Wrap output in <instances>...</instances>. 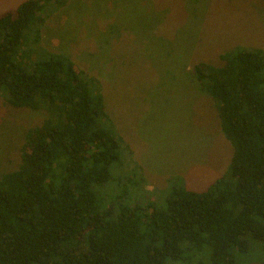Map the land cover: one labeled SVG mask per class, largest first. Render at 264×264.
Returning a JSON list of instances; mask_svg holds the SVG:
<instances>
[{
	"label": "trees",
	"instance_id": "trees-1",
	"mask_svg": "<svg viewBox=\"0 0 264 264\" xmlns=\"http://www.w3.org/2000/svg\"><path fill=\"white\" fill-rule=\"evenodd\" d=\"M67 1L24 0L0 13V95L43 114L0 175V264H164L203 246L209 264H264V50L234 46L220 65H191L232 148L227 170L199 190L170 174L165 204L141 202L128 189L146 184L136 161L112 178L120 148L132 152L100 80L40 43Z\"/></svg>",
	"mask_w": 264,
	"mask_h": 264
},
{
	"label": "rangeland",
	"instance_id": "rangeland-1",
	"mask_svg": "<svg viewBox=\"0 0 264 264\" xmlns=\"http://www.w3.org/2000/svg\"><path fill=\"white\" fill-rule=\"evenodd\" d=\"M22 1L0 0V13ZM40 43L100 80L106 107L132 152L120 148L113 180L131 172L133 159L147 188L128 189L141 202L163 205L170 174L199 190L227 170L232 148L214 103L188 73L199 61L222 64L219 54L234 46L264 50V0H68L45 21ZM42 118L0 95V175L16 166L24 130ZM250 244L257 255L259 242ZM209 258L203 246L164 264H209Z\"/></svg>",
	"mask_w": 264,
	"mask_h": 264
}]
</instances>
